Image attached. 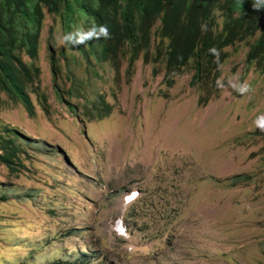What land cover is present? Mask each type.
Listing matches in <instances>:
<instances>
[{"label":"rangeland","instance_id":"374dc122","mask_svg":"<svg viewBox=\"0 0 264 264\" xmlns=\"http://www.w3.org/2000/svg\"><path fill=\"white\" fill-rule=\"evenodd\" d=\"M81 27L44 15L32 63L45 102L30 95L32 118L1 96L0 132L18 131L26 154L15 172L0 164V264H264L252 39L194 84L189 61L168 85L162 62L139 56L127 76L126 54L113 64L89 43L61 45Z\"/></svg>","mask_w":264,"mask_h":264},{"label":"trees","instance_id":"16d2710c","mask_svg":"<svg viewBox=\"0 0 264 264\" xmlns=\"http://www.w3.org/2000/svg\"><path fill=\"white\" fill-rule=\"evenodd\" d=\"M254 4L255 0H0V102L3 96L20 105L28 118L34 115L31 94L44 106L39 69L32 61L37 59L45 14L58 17L65 31L76 22L85 29L107 25L110 38L93 40L90 48L98 60L113 64L118 54H126L127 76L140 56L143 63L162 62L163 80L170 85V76L191 61L194 84L222 61L223 48L250 39L245 62L264 76V6ZM47 49L51 51V45ZM48 61L54 77L59 72L57 59L49 54ZM2 130L0 164L15 172L26 143L18 131L7 126Z\"/></svg>","mask_w":264,"mask_h":264},{"label":"clouds","instance_id":"9594fccd","mask_svg":"<svg viewBox=\"0 0 264 264\" xmlns=\"http://www.w3.org/2000/svg\"><path fill=\"white\" fill-rule=\"evenodd\" d=\"M260 6H264V0H255L254 7L259 8ZM102 38H110V32L107 25L93 24L87 29L81 27L76 28L74 31L62 34L60 37V43L69 48H78L82 44H87L92 40H100ZM248 90L249 89L246 85L240 89L242 93L247 92ZM255 125L260 131L264 132V118H258L257 121H255Z\"/></svg>","mask_w":264,"mask_h":264},{"label":"built area","instance_id":"2783aa9c","mask_svg":"<svg viewBox=\"0 0 264 264\" xmlns=\"http://www.w3.org/2000/svg\"><path fill=\"white\" fill-rule=\"evenodd\" d=\"M130 200H126L125 202L128 203Z\"/></svg>","mask_w":264,"mask_h":264},{"label":"snow or ice","instance_id":"6c2138e0","mask_svg":"<svg viewBox=\"0 0 264 264\" xmlns=\"http://www.w3.org/2000/svg\"><path fill=\"white\" fill-rule=\"evenodd\" d=\"M129 199H131V197H129Z\"/></svg>","mask_w":264,"mask_h":264}]
</instances>
